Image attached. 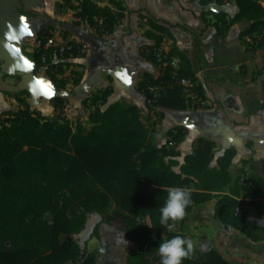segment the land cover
<instances>
[{
	"label": "trees",
	"instance_id": "1",
	"mask_svg": "<svg viewBox=\"0 0 264 264\" xmlns=\"http://www.w3.org/2000/svg\"><path fill=\"white\" fill-rule=\"evenodd\" d=\"M108 1L110 5L99 6L94 0H81L78 4L63 0L75 11L76 21L46 24L38 30L39 38L45 40L46 35L56 29L57 22L80 25L83 21L101 29L102 35L112 33L126 16L127 8L122 0ZM216 1L223 3V0ZM236 3L239 11L230 19L226 18L225 12L215 14L220 32L242 19L252 21L250 27L242 31V37L264 28L261 0H236ZM140 16L152 29L147 32L154 41L148 58L162 64L177 57L180 76L198 81L188 57L178 49L173 48L168 58H159L156 54L166 37L175 38L171 31L174 25L168 26L152 15ZM206 23L208 25L207 20ZM68 35L69 30L65 29L64 36ZM70 43L73 47L64 53L66 58L78 54L80 44L75 39ZM263 44L264 36L259 41V45ZM26 54L37 72L42 66L43 50L26 51ZM65 65L69 62L55 63L52 68L56 72L47 71L57 90L67 84L65 79L57 76L66 71ZM170 71L168 66L158 77L145 75L139 90L146 100L151 96V85L169 83ZM258 73L261 70L255 72L254 79ZM81 80L79 76L75 84H80ZM110 91L107 88L104 95ZM198 92L204 99L200 83ZM55 100L60 106L62 98L55 97ZM154 105L174 110H185L188 106L177 85L168 87ZM4 114L9 119L0 123V264H105L94 255H88L74 238L85 230L89 215L95 213L101 215L103 223L118 222V229L133 245L126 256V264H160L159 244L176 235L186 238L183 232L169 230L159 223L167 188L194 189L193 202L186 209L184 222L190 218L194 203L210 200L211 191H223L230 180L228 168L236 155L235 147L228 148L219 158L221 167L210 169L214 142L200 139L201 145L194 153L185 156L181 172L173 171L171 165L163 161L164 148L148 142L141 110L137 106L126 107L122 102L93 111L90 120L94 125L86 134L80 124L74 132L68 121L56 123L47 117H38L29 106L19 112L7 110ZM183 129L179 126L177 131L170 130L169 134L181 141ZM167 153L178 154L174 147ZM194 177L205 181L204 188ZM252 182L253 185L247 188L243 186L244 197L250 200L225 196L218 202L216 217L223 223L242 231L259 227L248 219L240 206L249 203L263 212L264 178H253ZM238 206L241 208L239 213L236 212ZM139 217H147L149 224L146 220L139 221ZM212 256L210 253L201 261L195 252L182 264H225L224 260L215 261Z\"/></svg>",
	"mask_w": 264,
	"mask_h": 264
},
{
	"label": "crops",
	"instance_id": "2",
	"mask_svg": "<svg viewBox=\"0 0 264 264\" xmlns=\"http://www.w3.org/2000/svg\"><path fill=\"white\" fill-rule=\"evenodd\" d=\"M122 1L127 8L126 16L116 24L112 33L97 37L91 33L90 29L81 28L83 21L75 28H69V35L72 36L64 37L76 39L77 42L87 46L83 52V61L88 71L80 84L67 83L65 88L57 90L43 68L40 67L37 72L34 70V63L26 51L29 52L27 44L36 39L38 30L42 26L57 21L60 14L57 4L63 3V0H0V115H5L4 112L7 110L19 112L29 106L38 117L44 116L56 123L68 121L74 132L80 124L86 134L94 125L90 120V114L96 109L105 110L115 102H122L126 107L137 106L141 110L143 126L147 129L148 142L157 148H164L163 161L171 165L172 169H176V172H181L185 156L193 154L194 150L201 145L200 139L214 142L213 157L208 167L210 169L220 168L219 158L228 148L235 147L236 155L228 168L230 180L223 191H211L213 195L210 200L194 203L190 218L174 224L172 229L183 232L186 238L194 241L198 260H205L211 253L213 260H224L225 264H264V207L261 212L252 204H240L242 211L247 213L248 219L259 225L257 228H249L248 231L225 224L216 217L218 202L222 198L232 196L241 201L250 200L244 197L243 186L247 188L253 185V178H264V102H259L256 109L250 110L242 118L222 113L217 103L211 102L212 90L209 84L213 82L210 79L216 77L214 73L216 68L212 67L213 65H203L199 70L193 55L186 49L187 41L180 40L187 38L181 32L182 30L192 37L195 36L197 44L202 39L204 41L209 28L217 29L215 14L225 12L226 18L230 19L239 11L236 0H223L222 4L215 2L225 9L219 13L209 9V6L213 4L212 0H204L205 2L179 0L180 3L186 1L185 4L181 3L180 9L186 12L191 11L198 20L199 28L195 31L182 22L171 21L156 15L158 11L153 12L149 3H143L147 6L143 4L129 6V3L133 4L142 0ZM173 1L178 0H157L159 6L157 10L167 11L170 2ZM96 3L99 6L110 5L108 0ZM261 3L264 6V1ZM206 11L210 12L206 13ZM140 14L152 15L168 26L174 25L171 31L175 38L168 37L172 41L171 47L188 57L191 68L204 91L206 103L204 106H187L185 110H174L154 104L148 105L145 95L139 90L140 82L146 74L158 77L162 72L161 64L153 62L147 54H144L146 48H149L154 41L147 36V32L152 29L146 23V19L142 20ZM71 15H64L66 17L64 21L70 23ZM22 21L27 24L32 34L23 37L19 42H12L18 49V54L14 57L5 47L7 44L5 33L8 31L9 24L18 28ZM251 23V20L242 19L224 32L217 29L219 33L217 41L221 45L227 44L226 53H231L234 49L235 39L240 42L232 56L240 53L241 58L244 57V62L236 60L231 67H235L237 72L235 81L243 84L246 89L241 101L249 100L250 91L255 93L261 90L264 93V44L259 45L258 42H254V37H257L259 31L242 37V31L249 28ZM177 30H179L178 33ZM212 36L215 35L212 34ZM204 50L203 46L199 54L202 55ZM25 61L31 65L30 68ZM18 62L20 67H14ZM257 64H261V68L258 67L259 65L255 66ZM153 65L158 69H155ZM257 70H261V73H258L254 79ZM251 72L253 75L248 78ZM38 81L50 86L52 94H46L47 90L42 85H38ZM107 88L111 91L105 96L104 91ZM220 93L222 96L225 95V90ZM55 97L62 98L60 106L56 104ZM237 99L235 96L229 101L240 103ZM204 114H210L217 123L205 124L200 119V115ZM248 117H251L250 123ZM179 126L184 128L181 141H177L169 134L170 130L177 131L176 128ZM171 147L175 148L177 155L167 153ZM195 180L201 188H204L203 179L195 178ZM101 219L95 226L96 235L93 236L98 237V229L104 224ZM138 220H146L149 224L147 217H139ZM122 235L127 243L122 242L123 239L120 238L117 242L118 246L122 244L127 246L126 259L133 245L127 240L125 233ZM98 240L104 243L100 237ZM87 254L95 256L96 253L87 251ZM99 259L103 260V257L100 256ZM125 259L124 264H126Z\"/></svg>",
	"mask_w": 264,
	"mask_h": 264
},
{
	"label": "rangeland",
	"instance_id": "3",
	"mask_svg": "<svg viewBox=\"0 0 264 264\" xmlns=\"http://www.w3.org/2000/svg\"><path fill=\"white\" fill-rule=\"evenodd\" d=\"M81 0H73L74 4H78ZM98 3L101 0H95ZM133 1V0H132ZM131 1V3H133ZM264 1V0H261ZM149 3L150 7L153 12L156 13V15H160L166 19H169L171 21H179L182 22L183 24H186L187 26H190V28L195 31L196 28H199L198 26V20L192 15L191 11L186 12L185 10H181L180 7H182L181 3H186V1H173L170 2V7L168 6L167 11L166 10H157V0H142L141 2H135L133 4L129 3V6L133 5H141L143 3ZM213 4L217 2L216 0H212ZM140 3V4H137ZM103 6V5H100ZM143 6H147L143 4ZM141 7V6H140ZM159 7V6H158ZM150 8V9H151ZM57 10L60 12L59 17H57V21H64L66 20L64 15L72 14L71 15V22L73 23L76 21V17L74 15L75 11L70 8L67 4L63 3H58L57 4ZM143 20V18H142ZM144 21V20H143ZM82 23V22H81ZM56 29H53V32L56 31L55 34H59V37H64V30L69 28L73 29L77 25H62L57 22L56 24ZM81 28L84 30L90 29L91 33L95 34L97 37H102L103 35L101 34V29L93 27L89 25L86 22L82 23ZM179 30H177L178 33ZM182 33H184L187 38H182L180 40L182 41H187L186 43V49L190 52V54L193 55L195 65L196 67L201 70L203 65H213L212 67H215L216 69L214 70V73H216V77L214 79H210L211 81L213 80L212 83L209 84L212 90V95H211V102L212 103H217L216 105L218 108L221 109V112L226 114V115H233L236 118L243 117L246 115L250 110L252 111L253 109H256L257 105L259 102H264V93L261 90L255 91L253 93L250 91V96L249 100L247 101H241V98L243 94L246 93V89L244 88V85L241 83H237L235 81V76L237 72L235 71V67L233 64L235 63L236 60H239L241 62H244V57L243 59L241 58L240 53H235V55L232 56V53L234 52L235 48L240 45V42L238 39H235L234 49H232L231 53H226L225 49L227 48V44L221 45L217 41V36L218 30L214 27L209 28V31L207 33V37L204 41L200 40L197 44L195 40V36H191L189 34H186L184 31L181 30ZM214 32V33H212ZM214 34L215 36H212ZM38 35V34H37ZM72 36L71 34L68 36V38ZM180 36V35H179ZM264 36V28L262 27L259 32H257V37H254V42L259 43V41L262 39ZM65 38V37H64ZM66 39V38H65ZM69 41V44L71 47L72 44L70 41L74 39H66ZM76 40V39H75ZM77 42V41H76ZM79 45L78 49V54L77 56H71L69 58H66L64 55H58V58L62 59L60 62H69V65H65L66 73L64 74L62 79H65V81L68 84H74L75 85V80L81 76L83 79L87 75V65L83 61L84 57V49H87V46L82 45L83 43L77 42ZM172 41L169 40L168 37L165 38L164 42L160 46L161 52L165 55L168 56V53L173 49L172 47ZM203 46L205 47L204 53L201 55L199 52L202 51ZM28 47V46H27ZM86 47V48H85ZM151 48H146L144 54H150ZM161 57H164L163 55ZM159 57V58H161ZM53 58H49V65L52 67L53 63ZM259 65V66H258ZM155 69H158L157 66L153 65ZM255 66H258L261 68V64H257ZM45 70V69H44ZM56 71V69H54ZM46 71V70H45ZM52 71V70H51ZM47 72V71H46ZM53 72V71H52ZM162 72V69H161ZM253 72V71H252ZM248 76L250 78L253 74ZM250 82V80H249ZM72 89L74 87H71ZM225 90V95L222 96V92ZM220 93V94H219ZM237 97L238 102L229 101L231 100V97ZM229 97V98H228ZM243 114V115H242ZM6 115H0V123L4 124L3 121L7 120ZM158 119V118H157ZM156 119V120H157ZM249 123L251 120V117H248ZM155 120V121H156ZM264 121V120H263ZM264 126V125H263ZM100 216L95 213L91 214L88 218L87 225L85 230L80 233L79 235H75L74 238H76L81 246L86 249L88 252H95V257L99 261V257L102 256L103 260L107 261V264H124V259H125V253H126V248L127 246L125 245H119L117 240L119 238L122 240V234H124L123 231L118 229V222H114L111 224L104 223L101 225V228L98 229L97 235L101 239H103L104 243H100L98 240L95 232V226L100 223ZM119 236V237H118ZM118 238V239H117ZM91 239V240H90ZM123 242V240H122ZM90 244V245H89ZM67 264H72L71 262H68Z\"/></svg>",
	"mask_w": 264,
	"mask_h": 264
},
{
	"label": "clouds",
	"instance_id": "4",
	"mask_svg": "<svg viewBox=\"0 0 264 264\" xmlns=\"http://www.w3.org/2000/svg\"><path fill=\"white\" fill-rule=\"evenodd\" d=\"M23 21L18 28L8 25V31L5 33L7 44L5 47L15 57L18 49L15 48L13 41L19 42L23 37L30 36L32 33ZM14 67H20L18 62ZM176 171V169H173ZM194 189L189 187H169L167 188V198L164 205L160 208L159 223L167 226L169 230L172 226L182 221L187 215L186 209L192 204V192ZM170 221L172 222L170 224ZM123 241H127L123 237ZM196 245L191 238H185L180 235L173 236L171 239L163 240L158 246V254L161 258L160 264H182L184 259H191L195 253Z\"/></svg>",
	"mask_w": 264,
	"mask_h": 264
},
{
	"label": "built area",
	"instance_id": "5",
	"mask_svg": "<svg viewBox=\"0 0 264 264\" xmlns=\"http://www.w3.org/2000/svg\"><path fill=\"white\" fill-rule=\"evenodd\" d=\"M55 32L51 31L49 34L46 35L45 40L39 38L37 35L36 39L33 42H29L27 44V50L29 52L41 51L43 50L42 54V66L41 68L45 69L46 71L52 70L56 72L50 65H49V58H53V64L58 63L62 59L58 58V55H64L67 49H71L72 47L69 44V41L66 40L64 37H59V34H55ZM161 49V48H160ZM156 53L158 56H164L168 58V56L163 54L161 50ZM170 66L171 68V79L169 83H160L154 84L150 86L151 96L147 100L150 104H154L158 98L166 93L168 87L177 85L181 88L182 94L186 99V103L188 106H204L205 100L199 95L198 92V85L199 82L195 81L189 77H182L180 76V61L177 57H173L171 60H166L161 64V69L163 73V69ZM66 73H57L59 78H63ZM161 73V74H162ZM241 211L240 206L236 208V212L239 213Z\"/></svg>",
	"mask_w": 264,
	"mask_h": 264
},
{
	"label": "water",
	"instance_id": "6",
	"mask_svg": "<svg viewBox=\"0 0 264 264\" xmlns=\"http://www.w3.org/2000/svg\"><path fill=\"white\" fill-rule=\"evenodd\" d=\"M209 9L212 10V11H214V12H217V13L225 10L224 7H222L221 5H218V4H212V5H210L209 6ZM200 119L205 124H208V125H212L214 123H217V122H214V119H212V117L210 116V114L200 115ZM218 121H221V120H218Z\"/></svg>",
	"mask_w": 264,
	"mask_h": 264
},
{
	"label": "snow or ice",
	"instance_id": "7",
	"mask_svg": "<svg viewBox=\"0 0 264 264\" xmlns=\"http://www.w3.org/2000/svg\"><path fill=\"white\" fill-rule=\"evenodd\" d=\"M25 30L27 31V26H26ZM25 64H26L29 68L31 67V65L28 64L27 61H25ZM37 84H38V85H42L43 88L47 90V91H46V94H48V95H51V94H52V93H51V88H50V86H48V85H43V82H41V81H38Z\"/></svg>",
	"mask_w": 264,
	"mask_h": 264
},
{
	"label": "flooded vegetation",
	"instance_id": "8",
	"mask_svg": "<svg viewBox=\"0 0 264 264\" xmlns=\"http://www.w3.org/2000/svg\"><path fill=\"white\" fill-rule=\"evenodd\" d=\"M100 262L107 264V261L99 259Z\"/></svg>",
	"mask_w": 264,
	"mask_h": 264
}]
</instances>
